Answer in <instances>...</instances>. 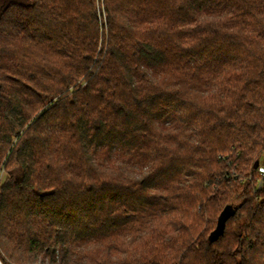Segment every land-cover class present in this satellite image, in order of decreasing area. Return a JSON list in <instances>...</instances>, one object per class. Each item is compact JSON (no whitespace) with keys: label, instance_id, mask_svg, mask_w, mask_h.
I'll return each mask as SVG.
<instances>
[{"label":"trees","instance_id":"16d2710c","mask_svg":"<svg viewBox=\"0 0 264 264\" xmlns=\"http://www.w3.org/2000/svg\"><path fill=\"white\" fill-rule=\"evenodd\" d=\"M98 1L0 7V264H264V0Z\"/></svg>","mask_w":264,"mask_h":264},{"label":"water","instance_id":"95a60500","mask_svg":"<svg viewBox=\"0 0 264 264\" xmlns=\"http://www.w3.org/2000/svg\"><path fill=\"white\" fill-rule=\"evenodd\" d=\"M260 162L257 161L255 163V168H257L259 166ZM236 212V210H229L228 208L220 215L219 217V221H218V226L215 230V232L213 233V235H215L214 239H217L220 235H222L224 233L225 227H226V221L228 220V218H230L232 215H234Z\"/></svg>","mask_w":264,"mask_h":264},{"label":"rangeland","instance_id":"374dc122","mask_svg":"<svg viewBox=\"0 0 264 264\" xmlns=\"http://www.w3.org/2000/svg\"><path fill=\"white\" fill-rule=\"evenodd\" d=\"M7 1L8 0H0V7L3 4H5ZM96 7H97L98 11H100V21H101L102 24H104V29H105V24H106V11H105V6L102 4V1L99 2L98 0H96ZM102 32H103V28H102ZM104 35H106V34H104ZM100 46H101V42H100ZM5 177H6V173L5 172H2L1 173V176H0V186H1V183L3 182V180L5 179Z\"/></svg>","mask_w":264,"mask_h":264},{"label":"built area","instance_id":"2783aa9c","mask_svg":"<svg viewBox=\"0 0 264 264\" xmlns=\"http://www.w3.org/2000/svg\"><path fill=\"white\" fill-rule=\"evenodd\" d=\"M257 186L258 189H261L264 185V164L260 163L259 166L257 167Z\"/></svg>","mask_w":264,"mask_h":264}]
</instances>
